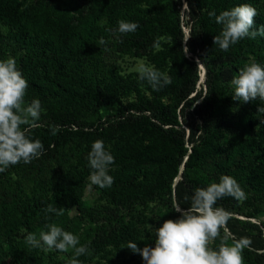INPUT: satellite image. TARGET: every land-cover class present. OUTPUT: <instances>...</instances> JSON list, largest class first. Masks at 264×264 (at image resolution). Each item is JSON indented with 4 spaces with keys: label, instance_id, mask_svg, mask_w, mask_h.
Wrapping results in <instances>:
<instances>
[{
    "label": "trees",
    "instance_id": "1",
    "mask_svg": "<svg viewBox=\"0 0 264 264\" xmlns=\"http://www.w3.org/2000/svg\"><path fill=\"white\" fill-rule=\"evenodd\" d=\"M184 1L191 35L186 42L180 18ZM241 4L257 9L255 28L264 25L260 0H0V26L9 30L0 32V45H7L28 81L25 100L41 101V126L30 136L44 146L38 159L0 173V264L6 256L15 264H41L38 249L26 245L25 236H39L48 224L78 236L86 221L85 236L91 238L95 216L113 218L115 210L133 211L154 200L165 206L163 218L176 220L174 198L186 209V195L223 175L235 178L247 199L225 197L214 207L230 213L226 227L235 238L251 240L244 264H264V222L251 220L264 206V114L257 112L264 102L233 100L230 83L245 65L264 66V36L244 38L222 51L213 44L222 25L208 16ZM120 20L139 27L117 41L108 30ZM101 38L121 53L145 57L150 67L170 76L171 84L155 91L138 72L122 76L115 67L91 62L88 56L104 49ZM196 59L203 64L204 95V86L196 90ZM104 106L117 110L103 118L98 112ZM54 125L60 127L56 135L50 131ZM97 139L114 156L109 167L117 172L111 187L96 186L101 202L89 205L83 199L92 171L87 154ZM49 204L63 215L45 214ZM137 225L122 242L115 239L113 248L101 250L109 264H116L112 253L123 264H144L126 246L129 241L141 249L154 246L156 228H148L154 217L142 216Z\"/></svg>",
    "mask_w": 264,
    "mask_h": 264
},
{
    "label": "clouds",
    "instance_id": "2",
    "mask_svg": "<svg viewBox=\"0 0 264 264\" xmlns=\"http://www.w3.org/2000/svg\"><path fill=\"white\" fill-rule=\"evenodd\" d=\"M259 13L250 4H241L217 15L209 11L208 16L214 17L215 22L222 25V31L215 35L213 44L222 51H228L230 45L247 38L254 40L264 36V25L255 28L254 18ZM139 25L136 22L118 21V27L109 29L117 41L121 35L134 33ZM190 34H185L186 42ZM107 41L101 38L99 46L107 51ZM184 52L188 48L184 47ZM138 79L147 81L153 90L159 91L171 84V78L164 72L147 66L139 65ZM234 89L233 100L248 103L259 99L264 102V66L252 62L240 69L239 74L231 79ZM28 81L17 67L14 58L0 60V173L9 166L21 161L25 164L38 159L44 146L39 139H32V130L40 127L42 104L39 99L25 100ZM264 114V106L257 109ZM264 122V121H262ZM60 130L58 125L50 126L52 135ZM88 166L92 170L89 180L100 189L109 188L114 178L109 174V166L114 163V156L105 147L104 141L97 139L91 144L87 154ZM231 197L237 201L247 199V194L237 180L229 175L220 177L219 182L210 183L207 187H198L191 197H184L189 206L180 207L177 199H173L174 211L180 213L176 220H164L156 227L154 246L145 245L142 249L136 242L129 241L126 248L141 255L144 264H244L243 251L251 250V240L247 237L235 238L226 227L230 213L221 207H214L218 200ZM45 214L63 215L62 209L49 204L44 209ZM47 231H40L39 238L35 233H27L26 245L44 251L57 250L73 255L68 264H81V255L90 254L87 245H81L79 237L64 230L56 224L45 226ZM215 247L213 242L217 241ZM125 248V247H123ZM258 254H261L258 251Z\"/></svg>",
    "mask_w": 264,
    "mask_h": 264
},
{
    "label": "rangeland",
    "instance_id": "3",
    "mask_svg": "<svg viewBox=\"0 0 264 264\" xmlns=\"http://www.w3.org/2000/svg\"><path fill=\"white\" fill-rule=\"evenodd\" d=\"M258 9L260 12H264V0H260V4L258 5ZM188 7L183 2L180 9V18H181V27L183 33H187L188 31ZM8 28L4 25L0 26V32L4 35L8 32ZM187 55L189 53L187 52ZM91 62L97 63L98 65L104 67H115L117 71L122 75L126 76L133 72H138L137 69L139 65L145 64L149 66L145 57H134L128 54H124L119 52L114 45L107 46V51L105 48L99 52L94 53L88 56ZM14 58L11 54L10 49L7 45H0V60ZM199 63V80L197 82V87L199 89L203 88V64ZM45 64H47L45 62ZM202 75V76H201ZM116 107L113 106H104L98 112L99 116L106 118L111 116L116 112ZM95 117V116H94ZM93 117V118H94ZM117 172L116 167H109V174L112 176ZM90 177V176H89ZM89 177L87 179V187L83 191V199L89 205H95L98 202H101L99 198L100 192L95 185L90 183ZM165 206L162 204L160 200H154L147 202L145 204H140L135 207L133 211H125V210H115V216L109 217L106 214H99L94 217V224L96 228V233L91 238H86L85 236V228H87V222L81 223L79 227L78 237L81 245H87L89 248L90 254L81 255L78 259L81 264H109L108 260L101 256V250L104 249L105 246L107 248H113L114 240L116 239L119 242L123 241V238L129 234L132 228H135L137 225V220L142 216H153L154 217V226L148 225V228L155 229L162 225L164 220ZM76 214V211L73 209L70 212V215L73 216ZM260 215L257 218H253L251 220H255L257 222H264V206H261ZM136 225V226H135ZM135 226V227H134ZM39 238V236H37ZM117 253L119 251L115 249ZM95 252V255L93 256ZM98 252V253H96ZM38 254L41 257V264H68V261L73 255L72 250H69L67 253L57 252L55 250L44 251L42 249H38ZM115 254L112 253V260L116 262V264H123L122 259L115 258ZM5 264H15L13 259L10 256H6L4 258Z\"/></svg>",
    "mask_w": 264,
    "mask_h": 264
},
{
    "label": "water",
    "instance_id": "4",
    "mask_svg": "<svg viewBox=\"0 0 264 264\" xmlns=\"http://www.w3.org/2000/svg\"><path fill=\"white\" fill-rule=\"evenodd\" d=\"M184 3H185V1H184ZM186 4V3H185ZM186 34H189L188 33V31H187V33ZM197 60V59H196ZM197 62H199L198 60H197ZM198 68H199V63H198ZM198 82V81H197ZM196 90H200L198 87H197V84H196ZM205 90H206V87H205V85H204V88H203V95H204V93H205ZM187 144V146H191V144H188V143H186ZM186 159V158H185ZM185 159H184V161H185ZM180 172H181V170L183 169V162L180 164ZM176 178H178V182H180V181H182L181 180V174L179 173L178 174V176L176 177ZM176 178L174 179V181H173V186H175L178 182H177V180H176ZM253 222H257V221H255V220H252ZM258 223V222H257Z\"/></svg>",
    "mask_w": 264,
    "mask_h": 264
},
{
    "label": "bare ground",
    "instance_id": "5",
    "mask_svg": "<svg viewBox=\"0 0 264 264\" xmlns=\"http://www.w3.org/2000/svg\"><path fill=\"white\" fill-rule=\"evenodd\" d=\"M202 76V75H201Z\"/></svg>",
    "mask_w": 264,
    "mask_h": 264
},
{
    "label": "built area",
    "instance_id": "6",
    "mask_svg": "<svg viewBox=\"0 0 264 264\" xmlns=\"http://www.w3.org/2000/svg\"><path fill=\"white\" fill-rule=\"evenodd\" d=\"M187 32V31H186Z\"/></svg>",
    "mask_w": 264,
    "mask_h": 264
}]
</instances>
